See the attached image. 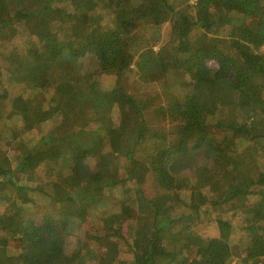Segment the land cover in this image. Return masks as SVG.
Here are the masks:
<instances>
[{"label":"trees","instance_id":"obj_1","mask_svg":"<svg viewBox=\"0 0 264 264\" xmlns=\"http://www.w3.org/2000/svg\"><path fill=\"white\" fill-rule=\"evenodd\" d=\"M136 76L166 103L150 112ZM0 141V264H264V0H0Z\"/></svg>","mask_w":264,"mask_h":264},{"label":"rangeland","instance_id":"obj_2","mask_svg":"<svg viewBox=\"0 0 264 264\" xmlns=\"http://www.w3.org/2000/svg\"><path fill=\"white\" fill-rule=\"evenodd\" d=\"M1 10H4V9H1ZM156 48H158V46H156ZM85 69L90 70L89 66L86 65V68H85V66L81 68L80 73L85 74V71H86ZM95 71L96 70H94V72ZM168 76H169V79L171 80L170 90L173 93L177 92V94H178L180 92L185 93L187 91V89L189 88L190 83H191V79L189 77H187V78L179 77L178 78V77H174L170 73H168ZM135 79H137V82L136 83L133 82V87L131 88L132 93L141 99H145V98L149 99L150 102L148 105H149V111L150 112H154L155 109H157L159 106L164 105L166 103L167 92L163 89L162 83L159 84L155 80H152L151 82L150 81L149 82H143L139 76H136ZM132 81H133V79H130L131 83H132ZM104 101L107 102V99L104 98L101 102H104ZM112 105H114V104H112ZM227 112H228L227 109H222V111H220V113L222 115H226ZM50 113L51 112H49L48 115ZM86 118H87L86 113L79 114V120L76 124L84 126L85 124H87L88 119H86ZM111 119H113V121H115L114 117H111ZM154 120H155V116H154ZM154 123L159 124V121L157 120V118H156ZM122 132H125V131H122ZM112 134H111V136H112V141H113L112 143L113 144H115L114 138H116V140H117L116 143H119V142L124 143L126 141H129V139H130L129 137L123 136L122 134H121V136L120 135L116 136L117 134H114V135H112ZM202 142L204 143L205 141L202 140ZM0 144H2L1 141H0ZM201 147H202L201 152H203V157H206V155H207L206 152L208 151L207 147L209 148V145H207L205 143ZM96 161H98V159ZM96 161L94 158H92V159L90 158V162L93 163V165L96 164ZM149 184H150L149 181L142 184V189L144 190V195L149 197V198H154L156 192L154 191L153 187L150 186ZM9 196L10 197H7V199L9 201L8 203H9L10 207H12L14 210L19 209V205L17 204V201L15 199H13V197H11L13 195L10 194ZM168 203L169 204H167V205H163L162 202H159V205H161V207H160L161 212L169 215V218L164 219L165 221L170 222L171 219L172 220L176 219V221L172 225H168V227H169L170 231H177L179 229L182 221L177 218L178 217V211L176 209L171 210V206H169L170 202L168 201ZM174 204H176V202L173 203V205ZM91 205H92L91 206V212L92 213L90 214V218L85 223H83V225L79 224L77 226V229H80V228L83 229V231L80 235L82 237L81 240H83V241L89 240L91 238L90 234L97 233L101 227L102 221L100 219V211L99 210L97 211L95 204H91ZM5 206H6V203L5 204L3 203L2 207H5ZM214 223L215 222L213 221V219L208 220V221H205L202 219L198 225V227H199L198 232L205 237H210V238L217 237L218 235L216 234V228L213 227ZM122 229H123V232L126 234L130 232L128 223H126V222L123 223ZM240 235H241V233H239L238 236L235 235L232 237V243H233L232 246L235 249V253H236L235 261H236L237 257H239L240 255L243 254V247L244 246H243L242 241H240V239H241ZM10 242L15 247H17V248L20 247L19 249H22L24 247L23 245H21V240L18 238L17 234L15 236H10ZM90 247H97L96 252L99 248L97 243L93 242V241L91 242ZM101 250H105V247L101 248ZM91 256L94 259L98 258L97 255L95 256L93 252L91 253ZM193 256L194 255H192V256L185 255L183 258L177 257L176 261H174L172 264L189 263L190 259H192ZM29 258H30L29 254L25 253V254H23V257L21 259L14 261L11 264H29ZM133 258H134L133 254L128 252L126 254H122L119 261H120V264H135V260Z\"/></svg>","mask_w":264,"mask_h":264}]
</instances>
